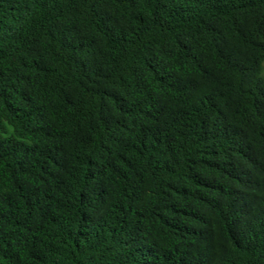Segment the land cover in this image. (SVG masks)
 I'll return each instance as SVG.
<instances>
[{
	"label": "trees",
	"instance_id": "trees-1",
	"mask_svg": "<svg viewBox=\"0 0 264 264\" xmlns=\"http://www.w3.org/2000/svg\"><path fill=\"white\" fill-rule=\"evenodd\" d=\"M0 264H264V0H0Z\"/></svg>",
	"mask_w": 264,
	"mask_h": 264
}]
</instances>
